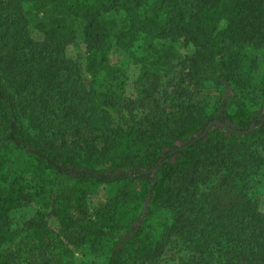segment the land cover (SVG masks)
I'll list each match as a JSON object with an SVG mask.
<instances>
[{"label": "trees", "instance_id": "16d2710c", "mask_svg": "<svg viewBox=\"0 0 264 264\" xmlns=\"http://www.w3.org/2000/svg\"><path fill=\"white\" fill-rule=\"evenodd\" d=\"M21 1L28 18L19 1L0 0V264H70L68 247L106 237L101 264H157L169 250L181 264H264V104L245 96L264 51V0H192L190 14L176 9L178 0H159L151 23L169 17L194 51L171 110L125 129L93 128V108L112 87L80 76L104 71L110 12L145 0ZM39 13L43 21L31 22ZM76 40L84 63L66 56ZM206 92L211 102H194ZM215 120L234 132L213 125L202 136ZM12 154L25 157L17 173L6 169ZM50 177L59 182L55 201L18 235L10 212ZM106 187L113 192L90 210ZM228 195L235 199L224 204ZM157 208L168 222L147 225Z\"/></svg>", "mask_w": 264, "mask_h": 264}, {"label": "rangeland", "instance_id": "374dc122", "mask_svg": "<svg viewBox=\"0 0 264 264\" xmlns=\"http://www.w3.org/2000/svg\"><path fill=\"white\" fill-rule=\"evenodd\" d=\"M19 1L18 7L26 14L27 4ZM146 5L135 8L133 11H112L108 15L111 20V31L108 41L102 46L104 71L95 77L87 73L80 76L84 84L93 85L95 88L105 89L112 87L110 92L101 94L103 102L97 109L93 108V118L88 122L94 124L93 128L104 129L107 126L113 128H127L133 124L148 120L150 113L170 111L176 103L180 94L178 82L183 72L186 59L193 54V47L188 45L178 28L169 21V17H161V21L151 23L149 12L151 8H158L159 0H145ZM192 0H178L177 8L190 14L194 9ZM19 12V10H18ZM44 14H30L31 22L43 21ZM161 23V24H160ZM81 28V26H80ZM37 41L43 40V35L36 31L31 32ZM248 54L255 52L248 49ZM67 58L78 59L85 62L84 47L76 40L75 43L66 46ZM259 62V70L250 73V81L245 91L246 98L255 104V108L263 106V63L264 51L256 52ZM84 72V69H83ZM207 88V87H206ZM215 94L201 93L194 102L205 104L213 100ZM264 113V107L260 108ZM25 157L15 154L9 158L6 169L10 173H17L24 166ZM37 182L32 186L31 197L20 208L14 209L9 214L10 229L18 235L21 234L26 223L34 217L37 212H44L50 208L56 199L59 182L50 177L44 182ZM201 186L198 193L205 189ZM260 210L264 212V172L258 183ZM110 188H101L97 194H93L89 201L90 210L93 206L105 200ZM235 198L228 195L223 198L224 204ZM169 216L166 210L157 208L152 217L146 223L155 224L168 222ZM109 237L104 238L101 244L92 246L86 244L81 247L70 246L65 251L64 259L70 264H101L103 251L108 243ZM157 264H181L174 259L171 251L163 254Z\"/></svg>", "mask_w": 264, "mask_h": 264}, {"label": "water", "instance_id": "95a60500", "mask_svg": "<svg viewBox=\"0 0 264 264\" xmlns=\"http://www.w3.org/2000/svg\"><path fill=\"white\" fill-rule=\"evenodd\" d=\"M263 119H264V118H263ZM263 119H262V121H263ZM213 125H216V126H218V127H220V128L227 129V130H229V131L234 132L233 129L227 127L224 123L215 120V121H212L211 123L208 124V126L205 128V130H204L202 136H204V135L206 134V132H207V131H208ZM254 129H255V126L252 125L248 132H250V131H252V130H254ZM248 132H237V133L246 134V133H248Z\"/></svg>", "mask_w": 264, "mask_h": 264}]
</instances>
